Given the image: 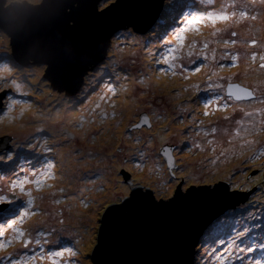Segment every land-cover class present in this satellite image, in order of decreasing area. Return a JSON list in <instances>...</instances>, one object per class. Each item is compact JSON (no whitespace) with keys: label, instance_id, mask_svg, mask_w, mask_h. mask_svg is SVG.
Returning <instances> with one entry per match:
<instances>
[{"label":"rangeland","instance_id":"rangeland-1","mask_svg":"<svg viewBox=\"0 0 264 264\" xmlns=\"http://www.w3.org/2000/svg\"><path fill=\"white\" fill-rule=\"evenodd\" d=\"M221 3L229 5L228 13L233 11V0H214L207 7L218 9ZM235 3L237 8L247 5V17L241 18L237 13L224 22L207 21L198 31L183 34L182 47L171 35L173 24L179 23L173 21L171 14L160 13L145 33L120 29L111 38L106 58L84 76L77 93L69 96L51 87L45 77L48 65L20 66L9 58L6 47L10 38L0 29V79H4L1 87H8L0 110V137H11L9 149L21 153L22 164L24 156L32 161L33 168H39L44 161L54 164L52 178L32 177L43 180L39 188L34 183L26 185L31 197L16 190L19 203L27 206L29 199L33 201L29 211L35 214L27 215L17 225L25 237L17 239L10 229L0 237L6 244L0 258L20 252L25 264L33 256L31 264H66L67 254L59 258L49 253L75 247L79 249L81 264H92L85 257L91 256L96 244L99 227L96 221L100 219L96 215L97 206L106 202V208L120 203L137 185L142 192L151 189L156 201H166L174 196L176 188L186 193L180 187L186 179L187 188L194 185V188L201 186L200 189L204 185L212 189L218 181L226 182L228 192H241L254 184L246 176L257 174L252 172L253 168L264 164V156L258 155L264 149V126L260 123L264 120V68L260 67L264 63L260 59L264 55V2L235 0ZM193 7L202 6L193 0ZM233 32L237 35L232 36ZM166 39L177 48L178 59L171 70L157 63ZM225 40L236 43L226 46ZM205 41L207 49H203ZM232 55L237 57L235 61ZM197 67L199 72L195 71ZM229 82L250 88L255 98L235 102L226 97L225 86ZM210 83H220L223 89L209 90ZM213 91L221 93L224 99L205 107ZM141 113L147 114L149 126L131 129ZM32 119L37 120V126L29 129L26 123ZM42 124L56 128L58 136L51 140L52 134ZM212 128L216 131L212 132ZM64 131L72 137L68 138ZM62 139L66 141L67 156L55 147ZM16 145L23 147L16 149ZM164 145L174 149L172 155L178 168L171 174L159 152ZM122 169L130 175L132 188L124 182ZM5 171L0 168V189L8 192L12 177L4 178ZM262 172L261 190L250 194L244 204L217 217L204 231L200 240L208 243L197 248L201 255L195 257L194 263L220 264L216 256L224 252L235 231L243 228L247 213L264 215V167ZM81 216L84 219H79ZM75 223L81 224L74 229L73 236L71 229ZM38 232L44 235H37ZM28 238L33 243L26 249L24 239ZM35 240H40L41 245L37 246ZM209 247H215L217 252L205 254L204 249ZM250 256L261 258L258 251ZM234 260V257L227 260V264H233Z\"/></svg>","mask_w":264,"mask_h":264},{"label":"water","instance_id":"water-1","mask_svg":"<svg viewBox=\"0 0 264 264\" xmlns=\"http://www.w3.org/2000/svg\"><path fill=\"white\" fill-rule=\"evenodd\" d=\"M163 3L164 0H107V3L104 0H40L33 3L0 0V29L9 35L11 57L16 64L48 65L45 77L51 87L69 96L77 93L84 76L106 58L116 32L131 28L137 33H145L159 18ZM229 83L225 86L226 97ZM70 85L73 88L71 94ZM7 93V90L0 92V110ZM254 98L255 95L241 101ZM148 126L147 114L141 113L131 129ZM64 132L68 138L72 137ZM10 142V136L0 137V147L9 149ZM173 150L169 145L159 150L169 174L176 166ZM121 172L124 182L132 185L130 175L123 169ZM200 188L191 185L188 190L196 195L187 199H181L187 193L182 194L179 188L166 201H156L153 196L155 204L163 203L166 207H151L145 203L143 197L152 193L150 189L145 188L142 192L140 187L132 188L120 203L106 207L113 208L111 227L107 239H101L99 252L98 227L90 256L92 264H175L178 259L189 264V261H195L193 245L200 241L207 227L227 210L244 204L252 192H228L227 185L219 181L213 185L214 195L203 194L213 188L208 186L206 189L205 185ZM133 191H138L140 198H134L133 203L125 207Z\"/></svg>","mask_w":264,"mask_h":264},{"label":"snow or ice","instance_id":"snow-or-ice-1","mask_svg":"<svg viewBox=\"0 0 264 264\" xmlns=\"http://www.w3.org/2000/svg\"><path fill=\"white\" fill-rule=\"evenodd\" d=\"M107 3V0H104ZM202 7L194 8L193 0H174L173 3H163L161 7V13L163 15H172L173 21H179V23H174L171 28V35L174 36L175 40L183 46L185 36L184 33L188 31H198L199 26L207 21H210L212 24H216L217 22H224L229 20L232 16H236L237 13L239 17L244 18L248 16V12L246 11L247 5L241 4L239 8L233 0L231 7L233 11L228 13L226 9L229 7L227 3H221L218 9H210L207 6H211L214 3V0H196ZM264 2V0H262ZM255 19V16L252 17ZM160 23L163 24L164 20L160 19ZM237 33L233 32L232 36H236ZM171 40L166 39L163 41L162 52L160 54L157 63H162L168 66L171 70L175 68V61L178 57L175 55L177 52V48L171 46ZM223 43L227 46L229 44H235L236 41H228L225 40ZM251 44L254 46L256 41L253 40ZM195 47V44L192 45ZM208 48V42L205 41L203 44V49ZM192 55L191 52L188 53ZM228 55V53H225ZM214 57V51H213ZM232 60L235 61L237 57L235 55L231 56ZM204 59H208L207 55L204 56ZM252 59H256V54H253ZM261 61H264V55L260 56ZM260 67L264 68V63L260 65ZM195 71L199 72L200 67H197ZM211 79V77H209ZM209 90L215 89H223V85L220 83H210L208 84ZM73 91L72 86H69V93L71 94ZM227 96L229 98H234L236 101H241L245 99L252 98L254 96V92L241 87L238 84L229 83L227 85ZM224 99V96L219 92H212L211 98L205 101V107L209 105L217 103L219 100ZM264 102V101H262ZM15 103V101H13ZM220 105L217 104V107ZM248 116H253L254 113H246ZM237 123H240L239 121ZM261 125L264 126V120L260 121ZM254 127V125H253ZM216 129L212 128V132H215ZM251 143V142H249ZM16 149H20L23 145H16ZM29 148L32 147L31 144L28 145ZM164 151H168L164 149ZM223 154V153H222ZM258 155L264 156V149L258 151ZM255 158V157H253ZM24 163L20 162L21 153L16 150L6 149L0 147V168H4L6 171L4 173V178L7 176H11L8 187V192H4L3 189H0V237H3L6 230H12L16 238L25 237V233L22 229L18 228L17 225L23 223L24 218L27 215H34L35 213L30 212L29 209L33 205V201L29 199L27 201V206L24 203H19L16 195V190L19 189L21 194H26L31 197V193L26 192V185L28 184H36L37 187L41 185L43 182L42 179H32V177L39 176L41 178H52L53 174L51 169L54 167L50 161H44L39 168H33L32 161L28 159L27 156L23 157ZM174 175V173H173ZM200 183H204L201 181ZM188 184V180L186 179L180 187H184L186 196L181 197V199H187L190 196L196 195L188 190L186 185ZM133 186L130 184L129 188ZM139 187V185H137ZM216 189L213 188L212 191H208L203 193L204 195H214ZM134 198H140V193L138 191H133L131 193V199L127 201L124 205L125 207L131 205L134 201ZM119 199V198H118ZM146 204L151 207H166V204H155L153 200V194L151 192L147 193L143 197ZM174 202V201H173ZM105 203H101L97 206L96 215L100 217L96 221V224L99 225V237L100 243L98 245L97 251L99 252L102 248L101 239L102 237L106 240L109 234V230L111 227V218H112V210L113 208H105ZM254 206V205H253ZM101 211H103V216H100ZM247 222L244 224L242 229H237L235 234L232 236L231 241L228 243L227 248L223 253L216 256V259L220 261V264H227V260L235 258L233 264L236 261L239 264H264V215H260L256 212L249 211L246 217ZM62 223V221H61ZM37 235H44L42 232H38ZM45 242H48L45 239ZM12 241L9 240L7 244H11ZM33 243L31 238L24 239V248H28L29 244ZM34 243L39 246L41 245L40 240H35ZM207 240H200L196 244L193 245V257L200 256L201 253L196 251L197 247L204 248V245L207 244ZM220 243H223L221 241ZM6 247V244L0 241V251H3ZM205 254H215L217 249L215 247H209L204 249ZM260 253V259H255L251 257L250 254L255 252ZM67 254L68 260L66 264H81L79 249L75 247H62L60 250H56L54 252L49 253V255L54 257L63 258ZM35 259L33 256L27 264H31V260ZM43 259V256H41ZM85 259H91V257H85ZM0 264H25V261L20 257L13 254H9L8 256L0 258ZM175 264H183L181 260H177ZM189 264H194V260L189 261Z\"/></svg>","mask_w":264,"mask_h":264},{"label":"bare ground","instance_id":"bare-ground-1","mask_svg":"<svg viewBox=\"0 0 264 264\" xmlns=\"http://www.w3.org/2000/svg\"><path fill=\"white\" fill-rule=\"evenodd\" d=\"M7 45H8V43H7ZM27 87H30V86H27ZM27 87H26V90H28L27 89ZM130 100L134 103L135 102V100H134V98L133 97H131L130 98ZM53 115V114H52ZM33 121H31L30 123H26V125L27 126H29V129H32V128H35L37 125H36V122H37V120H35V119H32ZM45 128H46V130H47V132L48 133H51L52 134V137H51V140H54L57 136H58V134H57V132H58V130L56 129V128H52V126H48V125H46V124H42ZM56 144V148H58V150L60 151V152H62V154L64 155V156H67L68 155V153H66L65 152V147H66V141L65 140H60V141H58V142H56L55 143ZM256 179V178H255ZM97 199H100V198H97ZM79 207H81V205H79ZM89 214V213H88ZM79 219H84L83 218V216H81V217H79ZM41 221H42V219H41ZM29 222V221H28ZM28 222H27V224H28ZM33 222L34 221H31L30 223L31 224H33ZM81 223H75V224H73V226H72V229H71V231H72V235L73 236H75L74 234V229L76 228V227H78L79 225H80ZM58 227H59V225L56 227L55 226V229H57V231H58Z\"/></svg>","mask_w":264,"mask_h":264},{"label":"trees","instance_id":"trees-1","mask_svg":"<svg viewBox=\"0 0 264 264\" xmlns=\"http://www.w3.org/2000/svg\"><path fill=\"white\" fill-rule=\"evenodd\" d=\"M259 166V168H253V171L252 172H254V173H256L257 172V174H254L252 177L251 176H249V175H247L246 176V178H248V180L247 181H249V180H253V182H254V184L253 185H251L249 188H246L247 186H245L244 187V189L245 190H243V191H241V192H250V191H252L251 192V194L253 193V195H255L258 191H260L261 190V185H260V183H262V181H261V179H262V175H263V172H262V169H263V167H264V164H259L258 165ZM252 172H250V173H252ZM255 175H257V176H255ZM251 177V178H250ZM256 178V179H255ZM238 179V178H237ZM239 179H240V177H239ZM225 184L226 185H228V183H226L225 182ZM236 188H238V186H236ZM151 190V189H150ZM235 191V190H234ZM249 198V197H248ZM198 251V250H197ZM194 264H197V261L194 263Z\"/></svg>","mask_w":264,"mask_h":264},{"label":"flooded vegetation","instance_id":"flooded-vegetation-1","mask_svg":"<svg viewBox=\"0 0 264 264\" xmlns=\"http://www.w3.org/2000/svg\"><path fill=\"white\" fill-rule=\"evenodd\" d=\"M6 49H7L8 57H9V58H12V57H11V54H10L11 52H10L9 43H8V46L6 47ZM2 83H4V79H3V80L0 79V92H1V91H4L5 89H8V87H4V86L1 87ZM160 158H161V157H160ZM161 159L163 160V158H161ZM163 162H164V161H163ZM164 163H165V162H164ZM177 168H178V167L175 166V167L172 169V171L177 170ZM132 183H133V181H132ZM132 186H134V185L132 184ZM19 254H20V252H16L15 255H16V256H19Z\"/></svg>","mask_w":264,"mask_h":264},{"label":"clouds","instance_id":"clouds-1","mask_svg":"<svg viewBox=\"0 0 264 264\" xmlns=\"http://www.w3.org/2000/svg\"><path fill=\"white\" fill-rule=\"evenodd\" d=\"M108 49H109V48H108ZM17 65H18V64H17ZM5 90H8V89H5ZM235 102H236V101H235ZM172 172H173V171H172ZM130 180H131V178H130ZM131 181H132V180H131ZM247 200H248V199H247ZM237 207H238V206H237ZM235 208H236V207H235ZM229 210H231V209H229ZM226 213H227V212H226ZM226 213H225V214H226ZM225 214H224V215H225ZM197 248H198V247H197ZM197 248H196V250H197Z\"/></svg>","mask_w":264,"mask_h":264}]
</instances>
